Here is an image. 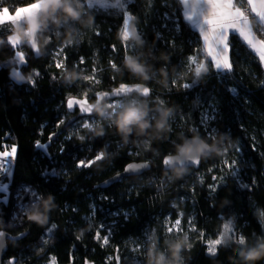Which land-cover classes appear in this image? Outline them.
I'll return each instance as SVG.
<instances>
[{
    "label": "trees",
    "instance_id": "trees-1",
    "mask_svg": "<svg viewBox=\"0 0 264 264\" xmlns=\"http://www.w3.org/2000/svg\"><path fill=\"white\" fill-rule=\"evenodd\" d=\"M30 2L0 0V6L14 9ZM115 3L116 0H93L92 9L87 14L83 12L84 18L93 17L91 26L66 20L59 12L54 14L59 23L50 18L47 34L62 36L66 29L73 28V44L61 46L53 35L39 55L21 45L19 50L26 58L23 66L14 63L17 49L9 43L0 46V151L18 146L10 166L11 177L5 173L0 176V184L8 186L0 189V229L13 235L24 233L8 241L3 264L12 257L19 264H49L52 257L55 264H85L87 259L95 264H149L150 250L170 258L169 245L181 239L186 244L175 264H239L231 259L234 249L240 246L232 235L224 236V246L218 247L214 256L207 253L204 240L215 239L222 224L229 220L237 236L243 235L249 244L264 237V223L259 216L264 211V67L238 33L231 32L229 60L233 68L231 73H219L202 50L199 31L183 19L179 0H126V11L133 16L130 27L141 35L128 41L133 47L126 52L121 39L125 13ZM252 23L264 38V24ZM11 28L12 25L0 26V38L7 39ZM154 33L169 45L158 46L151 37ZM61 47L66 57L63 70L56 68L53 58ZM192 55L201 63L199 78L195 71L198 68L188 70V57ZM126 57L142 64L143 73L131 72ZM112 63L117 65L116 70L111 68ZM15 66L23 75L31 74L34 86L27 80L18 83L12 79ZM94 69L98 83L83 79L92 76ZM73 70L78 76L65 79V71ZM134 81L147 84L150 96L109 99L101 107L103 111L89 116L66 107L68 97L87 93V98L95 101L100 92ZM185 83L192 86L186 89ZM232 87L237 88V96L229 91ZM115 102L122 106L113 111L110 104ZM128 106L147 109L151 127L142 134L134 129L125 136L118 130L114 121ZM205 112L215 116L206 126L200 122ZM103 113L108 114L107 123L114 125L110 129L96 131L94 123L88 128L78 127L84 122L92 123ZM61 119L64 123L57 128ZM53 132L56 135L47 149L50 159L35 147V142L47 144ZM69 134L70 141L65 139ZM193 135L211 145L215 143L223 151L205 155L199 168L166 169L164 158L177 153L184 140ZM101 149L103 160L77 169V160L93 159ZM225 159L237 161L243 184L252 185L253 178L256 184L250 190L241 188L223 164ZM138 160L150 162L151 168L102 185L129 162ZM53 168L58 178L48 174ZM226 173L224 183L211 192L212 177L219 179ZM23 186H31L42 196L39 207L27 215L21 212V205H29L31 197L22 191ZM93 203L96 213L90 226L86 218L91 216L89 206ZM73 208L78 210L73 212ZM117 209L130 212L129 219L126 221L123 215L112 217L110 213ZM32 212L46 213V222L29 219ZM180 213L185 221L193 220L196 231L188 223L183 232L168 233L167 228ZM14 214L19 218L14 220ZM113 220L115 227L104 244L103 239H96V230L105 224L100 231L104 237ZM52 223L57 228L48 234L46 229ZM201 231L204 240L198 235ZM254 264H264V259Z\"/></svg>",
    "mask_w": 264,
    "mask_h": 264
},
{
    "label": "snow or ice",
    "instance_id": "snow-or-ice-1",
    "mask_svg": "<svg viewBox=\"0 0 264 264\" xmlns=\"http://www.w3.org/2000/svg\"><path fill=\"white\" fill-rule=\"evenodd\" d=\"M182 5V15L183 19L189 23L194 29L199 31L200 36L203 40V52L206 54L207 57H210V62L214 66V68L219 73H231L233 65L229 60V51H230V44H229V33L234 32L238 33L239 37L242 41L258 56L259 62L262 67H264V38H261L257 35V32L254 31L253 21L255 24L260 25L264 24V0H179ZM83 5L84 14H87V11L92 9L93 7V0H81ZM116 8L124 11V20L123 26L121 29V39L122 44L127 52L131 47L132 44H129L128 41L132 40L135 41L141 37L138 32H133L130 30V24L133 20V16L126 11V0H116L114 5ZM39 10V2L38 0H34V2L28 4L25 7H15L14 9H10L9 7H2L0 6V26L4 25H12L14 21L22 20L24 16L37 12ZM165 18H167V14H165ZM178 29V26H177ZM97 35L100 33L97 32ZM159 35V34H158ZM261 36H264V30H261ZM8 43L12 46L13 49H19L21 44L11 37L8 38ZM67 46V45H65ZM113 52L116 51L115 45L112 47ZM37 55H39L38 50H34ZM53 58L55 60V66L58 69H65V60L66 57L64 56V47L59 48L54 54ZM84 58L81 57L79 63H83ZM14 63L23 66L26 64V58L24 52L16 51L14 57ZM195 67L200 69L201 63L198 62V58L196 55H192L188 57V70ZM111 68L116 70L117 65L115 63L111 64ZM34 74L39 75L38 72L35 70ZM92 76L83 77V79L98 83L99 81L95 78V69L93 70ZM21 73L18 70V67H13L11 77L16 82H24L25 80H18L16 79L17 76H20ZM200 77V72H197L196 78ZM55 78V77H53ZM27 81L32 83L34 86V80L32 76H30ZM173 84L176 83L175 80L172 81ZM195 83V81H193ZM264 83V82H262ZM191 84L185 83L183 85L184 88L191 87ZM229 91L234 95H238L237 88L232 87ZM151 93V89L146 85H128V84H120L118 87L112 89L111 92L102 93V98L106 99L109 97H120L122 99H127L132 96V94H136L137 97H149ZM87 93L83 94V97L77 99L75 97H68L66 101V107L69 111L73 108L78 107L79 111L82 116H87L94 112L93 105L88 102ZM121 102L111 103L110 107L113 111L118 110L121 107ZM215 119V116L209 112H205L200 117V122L202 125H207L210 120ZM95 122L93 120L92 123L84 122L82 125H78V127L88 128L91 127L92 124ZM64 123V120L61 119L58 121L56 127L59 128L60 125ZM71 123L75 124V121ZM44 126H41V129ZM196 131V129H193ZM215 130H213L214 133ZM213 133H209L211 136ZM42 135V131H41ZM56 135L55 132L51 133L48 138V143L44 144L41 143L40 140L35 142V147L39 150H42L46 156L51 159V154L48 153L47 149L50 146L54 136ZM66 140L72 139V134H69L65 137ZM255 150V145H253ZM18 146L12 145L11 151L4 150L0 151V171L7 172L8 176L11 177L12 171L10 165L14 162V158L17 154ZM65 151L63 145L60 148L61 154ZM91 151V148H89ZM239 151V149H237ZM264 156V153H261ZM104 159V154L100 151L97 152L93 159H79L77 160L76 167L77 169L80 168H88L94 165L96 162L101 161ZM171 163L170 158L164 159V164L167 166ZM187 163L189 166L198 165L199 158L196 156H190L187 158ZM223 164L230 169V175L233 177L241 188L251 189L252 186L256 184L255 178L252 180V185L243 184L240 181V168L237 165L236 160H232L228 162L226 159L223 161ZM147 164H129L125 168V172H131L137 169L147 168ZM211 171V169H209ZM53 177H59V174L53 168L48 173ZM227 173L225 176L220 177L219 179L216 176H213L212 179L214 181L213 184L209 185L211 192H215L221 183L227 178ZM115 179H119V174ZM109 183L105 181V184ZM7 185L0 184V189H7ZM22 191L27 193L30 197L29 205H21V212L25 215L31 210L36 209L39 207L40 201L42 196L39 192L35 191L31 186H23ZM18 198H21L18 194ZM102 199H108V197H102ZM67 207V205L65 206ZM91 216L86 218L87 223L91 226L92 220L95 217L96 213V205L93 203L90 206ZM73 212L77 211L78 209L73 208ZM133 212L135 209L132 210ZM110 215L112 217H119L121 215L124 216L125 220L127 221L131 215L130 212L117 209L115 212H111ZM183 214H178V218L174 221L173 225L168 227V233H180L183 232L181 228V218ZM259 216L261 218V222L264 223V211L259 212ZM18 215L14 214L13 219H18ZM189 226L192 228L193 231H196L195 227L193 226V220H189ZM116 221L113 220L111 224L107 226L108 234L104 237L100 236V231L105 228V224L101 223L99 228L96 230V239H103L104 244H107L109 241V236L113 228L115 227ZM57 228L55 223H52L47 229L46 232L51 234L54 229ZM185 234V233H184ZM226 234L232 235L234 238L237 239V242L240 244H244L245 237L243 235H238L236 233L235 225L232 220L227 221L226 223L222 224L221 230L218 231L217 236L215 239L204 240V233L201 231L198 233L200 238L204 240V243L207 246V253L209 255H215L218 247L224 245V236ZM6 233L0 230V249L5 247L4 240L6 238ZM24 233H20V236H23ZM178 236V235H177ZM79 239V237H77ZM47 243V241H45ZM7 264H19V261L12 257L8 260ZM49 264H55V258L52 257L50 259ZM86 264L88 262L86 261Z\"/></svg>",
    "mask_w": 264,
    "mask_h": 264
},
{
    "label": "clouds",
    "instance_id": "clouds-1",
    "mask_svg": "<svg viewBox=\"0 0 264 264\" xmlns=\"http://www.w3.org/2000/svg\"><path fill=\"white\" fill-rule=\"evenodd\" d=\"M32 2H34V0H32ZM38 2L39 10L24 16L22 20L14 21L7 39L0 38V46L8 43V38L11 37L12 39L17 40L21 45H26L33 50H38L39 54H42L43 50L50 43L53 35L61 46L72 45L75 32V29L73 28L66 29L62 36L59 33H54L52 35L47 34V27L50 18L57 24L59 23V19L54 15L57 12H59L60 16L66 20H77L81 24L87 26L93 25L94 21L91 15H88L86 18L83 17L84 9L81 0H38ZM27 5L19 7H25ZM126 66L133 73H143L144 71V66L142 64H138L128 57H126ZM161 71L164 72V69H161ZM195 71L199 72L200 70L196 69ZM64 75L65 79H75L78 76V73H75L74 70L65 71ZM30 76L31 74L28 76L21 74L20 76H17L16 79L27 80ZM142 78L147 79V77ZM95 107L100 111H103V108H101L99 104H96ZM146 116V108L128 106L118 113L114 122L117 124L118 130L125 136L128 133H131L134 129L138 134H142L145 129L151 127ZM159 126L162 127L163 125L160 124ZM79 138L81 140L84 139L83 136ZM203 148L204 145H201L197 150L203 151ZM214 150L218 153L223 151L222 149L217 148H214ZM180 151L186 153L190 152L191 147H181ZM101 152L104 154V149H101ZM28 218H34L38 223L46 222L47 220L46 213L42 214L38 212L29 213ZM185 244L186 241L184 239L170 244V258H166L163 252L154 253L150 250L149 264H175L176 261L181 259V250ZM234 252L235 256L231 258L233 261L238 260L239 264H254L255 261L264 259V237H258L251 244L248 242L240 244V246L234 249Z\"/></svg>",
    "mask_w": 264,
    "mask_h": 264
},
{
    "label": "water",
    "instance_id": "water-1",
    "mask_svg": "<svg viewBox=\"0 0 264 264\" xmlns=\"http://www.w3.org/2000/svg\"><path fill=\"white\" fill-rule=\"evenodd\" d=\"M120 84H128V85L140 84V85L148 86L147 84H144L142 82H135V81L134 82H123V83H120ZM119 85L115 86L114 88L118 87ZM111 91H112V89L100 92L97 95V98H96L95 101H90L87 98L88 102L93 105V109H94V112L89 114V115H93L94 113L99 111V109H97L95 107L96 104H99L102 107L106 100L119 98V97H109V98H106V99L102 98V96H101L102 93L111 92ZM132 95H135V94H132ZM75 98L80 99L82 97H75ZM75 108L79 109L78 107H75ZM75 108H73V109H75ZM89 115H87V116H89ZM201 145H204L203 151H198L197 149ZM188 146L191 147V151L190 152H187V153L186 152H182L179 149V151L177 153H174V154L166 156L165 158H170L171 159V163L166 166L164 164V161H163V164H164L165 168L169 169V170L177 168V167L180 168V169H185L187 167L199 168V166L202 164L201 161L204 158V156L214 153L215 152L214 148H217V145L215 143H214V145H211L206 140L202 139L199 136H195V135L185 139L184 143H183V145L181 147H188ZM190 156L198 157L199 158V164L198 165L189 166L188 163H187V158L190 157ZM129 164H147L148 167L147 168H142V169H137V170H134V171H131V172H125V168ZM127 165L124 167V169L121 172L117 173V174H119V179L121 177H123V176L138 175V174H140V173H142L144 171H147V170H149L151 168L150 162L148 163L146 161H139V160L138 161H131ZM117 174H115V175L109 177L107 180H105V181H108L109 183L105 184V181H104L102 185L108 186V185L112 184L113 182H116L117 180H119V179H115L117 177ZM0 230L4 231L7 234L6 238L4 240L5 247L3 249H0V264H3V258H4L6 250L8 249V241L11 240V239L19 238L20 235H13L11 232L7 231L6 229H0ZM86 261L88 262V264H95V262L90 260V259L85 260V264H86Z\"/></svg>",
    "mask_w": 264,
    "mask_h": 264
},
{
    "label": "rangeland",
    "instance_id": "rangeland-1",
    "mask_svg": "<svg viewBox=\"0 0 264 264\" xmlns=\"http://www.w3.org/2000/svg\"><path fill=\"white\" fill-rule=\"evenodd\" d=\"M27 5V4H26ZM130 30H132L134 32V30L130 27ZM152 39L154 40L155 43L158 44V46H161L162 48H166L169 43H162L158 37L157 33H154L152 36ZM17 51H20L19 49H17ZM16 67V66H15ZM18 70L20 71V69L18 68ZM20 73L22 74V72L20 71ZM108 120V114L103 113L99 118L95 119L94 125L96 128V131H102V130H108L111 127H113L114 125L112 123H107ZM8 151H11V148L8 149ZM11 166V165H10ZM0 176L3 175L4 173L7 174V172L1 171L0 172ZM177 219V218H176ZM175 221V220H174ZM188 225V222L184 220V218H181V228L184 230L185 226Z\"/></svg>",
    "mask_w": 264,
    "mask_h": 264
},
{
    "label": "crops",
    "instance_id": "crops-1",
    "mask_svg": "<svg viewBox=\"0 0 264 264\" xmlns=\"http://www.w3.org/2000/svg\"><path fill=\"white\" fill-rule=\"evenodd\" d=\"M254 31H256L255 28H254ZM256 32H257V31H256ZM230 33H231V31H230ZM230 33H229V34H230ZM257 35L260 36V35L258 34V32H257ZM261 38H262V37H261ZM202 41H203V40H202ZM229 53H230V51H229Z\"/></svg>",
    "mask_w": 264,
    "mask_h": 264
},
{
    "label": "built area",
    "instance_id": "built-area-1",
    "mask_svg": "<svg viewBox=\"0 0 264 264\" xmlns=\"http://www.w3.org/2000/svg\"><path fill=\"white\" fill-rule=\"evenodd\" d=\"M1 172V171H0ZM4 173V172H3ZM1 174V173H0Z\"/></svg>",
    "mask_w": 264,
    "mask_h": 264
}]
</instances>
